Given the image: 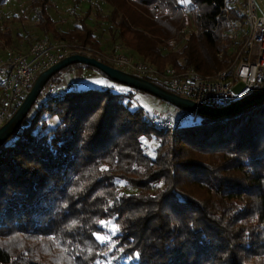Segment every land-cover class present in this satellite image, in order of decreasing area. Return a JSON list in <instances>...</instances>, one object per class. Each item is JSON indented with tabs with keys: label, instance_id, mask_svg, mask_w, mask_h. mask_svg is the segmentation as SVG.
<instances>
[{
	"label": "trees",
	"instance_id": "obj_1",
	"mask_svg": "<svg viewBox=\"0 0 264 264\" xmlns=\"http://www.w3.org/2000/svg\"><path fill=\"white\" fill-rule=\"evenodd\" d=\"M107 1L111 38L139 59L204 75L228 67L224 30L236 9L227 0H189L187 12L181 0ZM52 5L31 0L44 35L100 47L86 23L92 7L78 26L60 32ZM184 12L196 15L199 32L182 35L180 49L164 53L161 38L182 31ZM22 20L4 22L5 49L14 48L12 25ZM79 69L111 85L38 99L0 147V264H264V103L192 123L185 119L193 114L176 108L180 120L164 128L135 106L133 92L114 90L131 88L92 67L69 66L44 89ZM145 142L157 145L154 157ZM111 225L118 226L115 235ZM97 235L111 239L101 243Z\"/></svg>",
	"mask_w": 264,
	"mask_h": 264
},
{
	"label": "built area",
	"instance_id": "obj_2",
	"mask_svg": "<svg viewBox=\"0 0 264 264\" xmlns=\"http://www.w3.org/2000/svg\"><path fill=\"white\" fill-rule=\"evenodd\" d=\"M228 3V0H227ZM228 6V5H227ZM246 21L243 44L233 65L213 75H204L193 68L178 70L134 58L129 48L116 43L109 49H95L80 42L57 41L44 35L25 51L6 50L0 53V128L22 106L36 78L64 58L83 55L94 58L128 74L165 84L170 92L211 109H222L246 98L264 86V0H246L235 5ZM3 16L0 12V21ZM234 52L241 29L231 24ZM52 96L48 87L42 90L40 101ZM181 114V112H179ZM196 118V116L194 115Z\"/></svg>",
	"mask_w": 264,
	"mask_h": 264
},
{
	"label": "rangeland",
	"instance_id": "obj_3",
	"mask_svg": "<svg viewBox=\"0 0 264 264\" xmlns=\"http://www.w3.org/2000/svg\"><path fill=\"white\" fill-rule=\"evenodd\" d=\"M52 2L53 5L49 13L53 18V20L56 22L57 28L59 29L60 32H68L74 29L76 26H78L80 24V20L86 16L88 11L91 10L90 8L92 7V10L90 11L89 19L87 20L86 23L93 30L95 39L97 43H99L100 47H96L91 44H87V45H90L95 49H101V46L102 49H109L116 43H122L121 40L114 41L110 36L111 34L109 33V28L110 27L113 28L114 25H112L110 21H107L109 19H106L104 17H107L112 13L113 7L108 3L107 0H81L79 4H77L76 0H52ZM181 3L186 12L187 9L190 10L189 0H181ZM30 4H31V0H7L5 5L0 9L1 15L3 16V19L0 21V33L2 34L6 32L4 22L7 19H10L14 16L23 19L22 22H17L12 25V34L15 44L14 48H10L12 50H23V48H25V45H27L26 41L29 38L38 40L44 36V34L36 27L37 22ZM236 4H240L242 7H244L246 4V0H228V9L234 10ZM186 12H184L182 15V18L184 19V23H185L184 24L185 27L182 29V31L179 32L178 30L173 36L169 38L167 37L161 38L162 41H165V46L162 47L164 53L178 51V49H180L182 45V43L179 42L180 41L179 39L182 35L189 37V35L192 33L198 34L199 31L196 26V15ZM235 13H236V19L235 20L229 19L230 21L229 26L228 28H226V30H224V36H226V38L231 43V47L229 49L230 60L227 68L231 67L235 61L237 52L243 44L244 34L247 27L245 17L243 15H239L237 10ZM127 17L130 18L129 16ZM236 22L238 23V27L241 29V37L239 38L240 45L236 47V51L234 52L233 49L234 41H232L230 36L232 30L231 24ZM142 27H144L145 30L149 31L150 35L152 36V32L148 27L146 26H142ZM47 36L57 41L64 40L61 39V37H57L56 35L53 34H49ZM65 41H69V40H65ZM75 41L80 42L78 40H74L70 42H75ZM18 47L20 48L18 49ZM6 50L9 49L8 48L5 49L3 47L2 40H0V53H3ZM136 56L139 57L138 55ZM137 60L143 61L142 59H137ZM144 62L151 63L145 60ZM92 74H96L97 76L96 75L92 76ZM97 81H102L104 84L103 83L98 84ZM109 85H111V83L108 82L103 77H101L97 72L86 69L85 73H83L81 77H78V75L76 73H73V71L65 72L61 79V84L55 88L49 86L48 90L52 91V95H56V94L60 95V93H63L65 90L69 91L76 88L87 89L90 87L104 88ZM114 90L117 93L126 94V95H128L129 93L130 94L134 93L132 100L135 102V106L137 105L142 107L156 121V123L159 124V126H163L164 128H167L172 126L175 122H177V120H180L179 119V115H181L179 114L180 111L176 110V108L165 102H162L149 95L138 93L124 87L115 86ZM195 120H196L195 117L193 119L186 118L185 122L192 123ZM144 144H145V151L151 157H154L157 145L149 144L147 142H145ZM120 187L127 192H131V190L124 187V184H120ZM124 264H130V263L125 262Z\"/></svg>",
	"mask_w": 264,
	"mask_h": 264
},
{
	"label": "water",
	"instance_id": "obj_4",
	"mask_svg": "<svg viewBox=\"0 0 264 264\" xmlns=\"http://www.w3.org/2000/svg\"><path fill=\"white\" fill-rule=\"evenodd\" d=\"M75 64H81L84 66L95 68L116 83L127 86L131 89L143 91L153 97L160 99L162 102L170 104L177 109H180L187 113H191L195 116H202L208 119H218L222 117L237 115L244 110L264 103L263 86L254 93L232 104L231 106L222 109H211L208 107L197 105L195 102L183 98L173 92L165 90L153 82L113 68L94 58H89L83 55H72L51 66L36 78L22 106L15 112L11 119L2 128H0V147L5 142H7V140L23 123L33 106L37 103V100L48 81L63 69Z\"/></svg>",
	"mask_w": 264,
	"mask_h": 264
},
{
	"label": "snow or ice",
	"instance_id": "obj_5",
	"mask_svg": "<svg viewBox=\"0 0 264 264\" xmlns=\"http://www.w3.org/2000/svg\"><path fill=\"white\" fill-rule=\"evenodd\" d=\"M98 84H102L103 82L102 81H97ZM101 224H104L105 226H107V224H111V222H104V221H101L100 222ZM111 232L113 235H115V233L119 230L118 229V226L117 225H111ZM97 239L101 241V243H104L105 241L107 240H110L111 237H108V236H100V235H97Z\"/></svg>",
	"mask_w": 264,
	"mask_h": 264
},
{
	"label": "crops",
	"instance_id": "obj_6",
	"mask_svg": "<svg viewBox=\"0 0 264 264\" xmlns=\"http://www.w3.org/2000/svg\"><path fill=\"white\" fill-rule=\"evenodd\" d=\"M133 56H135L134 58H137V59H139L136 55H133ZM85 70L86 69H79V70H75V71H73V73H76L77 75H78V77H81L82 75H83V73H85ZM95 76L96 74H92V76ZM97 76V75H96ZM104 84V83H103Z\"/></svg>",
	"mask_w": 264,
	"mask_h": 264
}]
</instances>
